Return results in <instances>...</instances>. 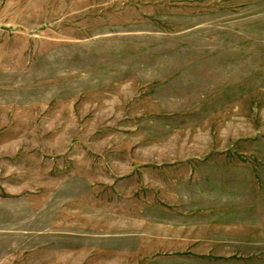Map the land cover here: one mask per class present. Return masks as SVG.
<instances>
[{
  "label": "rangeland",
  "instance_id": "rangeland-1",
  "mask_svg": "<svg viewBox=\"0 0 264 264\" xmlns=\"http://www.w3.org/2000/svg\"><path fill=\"white\" fill-rule=\"evenodd\" d=\"M0 264H264V0H0Z\"/></svg>",
  "mask_w": 264,
  "mask_h": 264
}]
</instances>
